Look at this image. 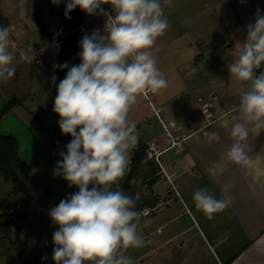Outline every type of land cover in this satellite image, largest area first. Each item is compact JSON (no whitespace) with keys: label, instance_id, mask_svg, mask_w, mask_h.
<instances>
[{"label":"clouds","instance_id":"clouds-1","mask_svg":"<svg viewBox=\"0 0 264 264\" xmlns=\"http://www.w3.org/2000/svg\"><path fill=\"white\" fill-rule=\"evenodd\" d=\"M51 2L59 5L61 0ZM105 3L111 4L114 15L101 7ZM77 7L90 16H105L106 22L103 32L94 29L83 35L81 62L71 66L56 85L52 110L60 117L61 133L71 140L59 153L53 176L78 191L48 212L58 226L52 236V259L55 264H134L120 249L144 247L149 241L137 231L147 210L138 211L136 200L119 183L129 171L140 137L128 114L138 95L167 87L152 49L171 25L159 0H67L65 18L71 19L69 13ZM9 37L10 28L0 26V82L9 81L16 72ZM235 52L236 58L227 65L230 77L249 82L250 87L239 97V116L231 126L233 142L226 157L250 167L248 138L264 131V71L256 72L264 66L261 9H256L254 22L248 23L245 39L236 42ZM201 109L206 118L211 115L207 105ZM193 200L208 220L232 203L231 197L217 198L207 187L195 190Z\"/></svg>","mask_w":264,"mask_h":264},{"label":"crops","instance_id":"crops-1","mask_svg":"<svg viewBox=\"0 0 264 264\" xmlns=\"http://www.w3.org/2000/svg\"><path fill=\"white\" fill-rule=\"evenodd\" d=\"M204 1L214 9L212 14L220 28L224 26L221 18L228 6L245 37L248 23L254 22L256 9L264 12V0ZM0 14L7 23L5 27L10 28L8 50L15 54L13 65L16 68L13 78L0 82V113L11 99L19 100L0 118V133L12 134L16 138L20 158L31 166L34 173L31 161L45 151L44 146H50L53 153H60L51 138L47 106L50 99H55V83L52 81L55 70L53 72L47 63L55 62L56 67L59 47L52 43L56 36L52 41L47 38L39 40L42 33L37 23L30 21L28 24L21 17L13 20L1 5ZM59 24L57 29L62 26L61 22ZM47 29L53 34V28L48 24ZM35 42L41 43L38 47L35 45L37 56L42 55L39 65L22 60L24 55L34 51L32 43ZM190 46L192 48V43ZM211 48H215L214 53L219 56L222 44L216 43ZM182 49L186 50L185 55L193 52L189 47ZM188 63L184 61L183 66ZM195 66L193 63L191 67L183 68L181 75L191 82L190 88L211 94V110L215 118L207 120L199 104L193 113L187 109L184 100L172 104L159 95L154 98L166 128L158 119L164 131L154 133L149 129L147 141L140 137L148 148L150 145L155 147L159 163L154 157H149L147 149V159L158 166L156 181L152 185L144 183L154 204L151 214L141 221L137 230L138 235L150 244L148 247L123 248L122 252L136 256L134 261L153 253L158 257L155 264H264V131L259 135L251 133L248 138L252 158L250 167L239 166L226 157L233 142L231 126L239 116V97L250 84L248 87L239 85L234 91L226 92L223 87L226 77L215 75L219 69L211 72L212 77L206 75L203 82L198 83ZM260 69L263 71V66ZM28 118L31 119L29 122ZM137 126L141 132L140 120ZM22 127L25 133L21 134L28 142L26 145L38 143L39 147L34 151L36 157L29 159L22 151L19 140ZM27 160H31L30 163ZM203 187L217 198L229 196L232 199L231 206L215 214L212 220L196 208L193 200L194 191ZM69 193L66 190V196ZM145 219L154 223L151 231H146Z\"/></svg>","mask_w":264,"mask_h":264},{"label":"rangeland","instance_id":"rangeland-1","mask_svg":"<svg viewBox=\"0 0 264 264\" xmlns=\"http://www.w3.org/2000/svg\"><path fill=\"white\" fill-rule=\"evenodd\" d=\"M63 2L64 0H61L59 5H54L51 0H0V5L13 20H17L21 17L22 19H25L28 24L30 21H33L36 24L34 12L37 9H40L42 19L48 24V27L53 28V34L46 36L40 34L39 40L47 38V40L52 41L53 37L57 34V27L60 25L58 12L65 10ZM159 2L163 7L164 15L167 17L171 28L167 30L163 36L157 38L152 49L153 55L157 60V67L167 80L166 88L148 95L150 102L154 106L156 105L154 98L159 95L162 99L166 101L169 100L172 104H175L178 100H184L186 101L185 106L187 109L196 113L195 110L198 104V97L207 99L211 94L206 90L190 88L189 84L191 82L188 81V79H184L181 75L183 74L182 69L191 67L193 63L196 64L195 72L197 74L196 77L198 83L203 82L206 75L212 77L211 72H215L217 71L216 69H219V72L215 75L226 77V82L223 86L226 92L234 91L239 85L249 86V82H241L235 77H230L227 68V65L233 62L236 58V42H242L245 39L244 32L237 23L234 13L228 10V6L225 8L224 17L221 18L222 21H224V26L220 28L217 24V18L212 14L214 9L210 7L211 4L210 6L206 5L204 0H159ZM214 4L217 6L216 2H213V5ZM218 4L222 5L223 2H218ZM107 6H111V4L105 3L101 5L102 8ZM6 25L7 23L4 19L3 26L5 27ZM190 43L193 45L192 48ZM207 43L209 46H206ZM216 43L222 44L219 56L215 55V48H211V46ZM32 44L34 45L35 51L37 50L38 45H41V43L37 42ZM35 45H37V47ZM182 46L193 49L192 54L185 55L184 53L186 50L182 49ZM41 56L42 55H40V57ZM184 61H188V65L183 66ZM47 64L54 72L55 62ZM257 71L258 69H256V72ZM32 72L34 74L37 73L34 68H32ZM179 74L180 77L177 76ZM17 83L19 85V82ZM53 105L54 99H50L47 106L50 110L49 122L52 128L51 138L54 143L57 144V147L61 152V141L64 140L65 135L61 133L58 125L60 117L53 112ZM128 119L136 125L140 120V137L143 138L144 141L149 139V136L147 135L149 129H151L152 132L154 131V133L164 131L158 118L154 114L150 103L145 99L143 94L138 95L136 103L130 107ZM30 120L31 119L28 118L27 122ZM137 128L140 129L139 126H137ZM21 133H25L23 127L19 134L23 153H25V156L29 157V159L36 157L35 155L37 153L34 151L39 147L38 143L33 144V142L30 143V146L26 145L28 142ZM140 137L139 143L142 142L140 141ZM34 141L36 142L35 139ZM49 147L50 146L48 145L44 146L43 148H45V151L42 152L33 162L31 160L27 161L29 163L31 161V165L33 166L34 173L32 174L38 179L41 185L50 190V203L54 204L66 196V190H69L70 192V188L63 178L53 176V168L61 157L58 153V155L53 153ZM136 147L132 150V153ZM143 181L144 178L140 179L138 197L150 196ZM27 193V190L18 189L14 183L6 182L0 176V218L6 213L12 215L17 209L21 208L25 202ZM151 197L153 198V195H151ZM154 227L155 225L151 221V223L146 225L145 229L146 231H151ZM14 238L15 234L12 227L4 228L0 231V264H30L28 260L32 257L40 244H37L32 240L24 242L23 244H17L14 243ZM149 244L146 245V247H148ZM127 255L132 259L136 258V256L129 253ZM157 258L158 257L152 253L149 256H146L145 259L133 260V262L134 264H142L141 262L144 264H155V259Z\"/></svg>","mask_w":264,"mask_h":264},{"label":"trees","instance_id":"trees-1","mask_svg":"<svg viewBox=\"0 0 264 264\" xmlns=\"http://www.w3.org/2000/svg\"><path fill=\"white\" fill-rule=\"evenodd\" d=\"M66 2L67 0L63 2L64 8ZM64 12L65 10L58 12L60 22L66 34L62 38L56 58L54 97L57 95L56 85L65 77L69 68L81 62L78 55L81 51L79 45L81 34L78 26L83 22L86 13L77 7L69 13L71 19H66ZM34 16L40 32L45 35H51L52 33L48 31L46 22L42 19L40 9L34 12ZM3 21L4 18L0 14V26H3ZM64 64H67L68 67L61 68L60 66ZM18 102L19 100L11 99L1 111L0 118L10 107ZM61 149L62 151L65 150L63 140L61 141ZM147 149L148 146L146 143L140 142L138 144L131 155L129 171L119 181L124 192L136 200L138 211L147 205L152 206L154 204L153 199L150 201L149 196L138 197L140 179L144 178L143 183L147 185H152L157 179L155 173L158 166L147 159ZM0 176L6 182L14 183L18 189H25L28 192L21 208L17 209L12 215L6 213L0 218V231L4 228H11V226L3 225L1 221L13 216L21 226L20 230H14V243L23 244L24 242L32 240L40 244L28 262L30 264H55V261L52 259L53 248L55 247L52 236L58 226L52 223L48 212L50 208L58 205L60 200L54 204L50 203V190L41 185L38 179L32 174L31 166L20 158L17 140L12 134L0 133ZM76 191L78 189L73 186L68 195ZM85 264H95V261H85Z\"/></svg>","mask_w":264,"mask_h":264},{"label":"built area","instance_id":"built-area-1","mask_svg":"<svg viewBox=\"0 0 264 264\" xmlns=\"http://www.w3.org/2000/svg\"><path fill=\"white\" fill-rule=\"evenodd\" d=\"M104 10L108 11V12H111L113 15H114V12L112 11V6H107V7H103ZM105 22H106V17L103 16V15H100V14H96V15H88L86 14L85 15V18L83 20V22L78 26V30L81 34V38L83 37V35L85 33H88V34H91V32L94 30V29H100L101 32H103V29H104V26H105ZM56 37L53 41V44L57 47L60 46L61 44V41H62V38L63 36L66 34V31L63 27H59L57 32H56ZM37 53L38 51L34 50V51H31L30 53L24 55L22 57V60L23 61H26V62H29V63H32L34 65H39L41 64V58L37 56ZM152 93V92H147V93H143V95L145 96V99L148 100V102L150 103L152 109H153V112L154 114L156 115V117L160 120V122L163 124L164 128H166V126L164 125L161 117H160V110L158 108H156L149 100L148 98V95ZM213 97H209L207 99H204L202 97H198L197 101H198V104H199V108H200V111L201 113L203 114V116L205 117V114L204 112L202 111V107L204 105H207V111L208 113H210L211 115L206 118L207 120H212L214 119V113L213 111L211 110V101H212ZM148 153H149V157L150 158H155V160L157 161V163H159L158 161V156L156 155L155 153V147L153 145H150L149 148H148ZM142 210H147V216H149L153 210V208L151 206H145ZM143 217L142 220L145 218Z\"/></svg>","mask_w":264,"mask_h":264},{"label":"water","instance_id":"water-1","mask_svg":"<svg viewBox=\"0 0 264 264\" xmlns=\"http://www.w3.org/2000/svg\"><path fill=\"white\" fill-rule=\"evenodd\" d=\"M260 71H261V69L258 68V72H260ZM70 140H71V136L70 135H65L64 140H63V147L64 148L70 142ZM1 223L3 225H6V226H11L14 230H20L21 229V226H20L19 222L13 216L3 219L1 221Z\"/></svg>","mask_w":264,"mask_h":264}]
</instances>
